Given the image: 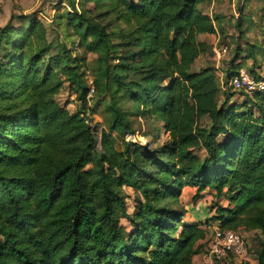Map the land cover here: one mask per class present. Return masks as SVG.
<instances>
[{"label":"trees","instance_id":"obj_1","mask_svg":"<svg viewBox=\"0 0 264 264\" xmlns=\"http://www.w3.org/2000/svg\"><path fill=\"white\" fill-rule=\"evenodd\" d=\"M210 1L68 0L73 10L56 16L98 55L92 88L96 97L109 95V128L130 130L125 97L131 112L162 123L169 139L151 150L131 143L118 150L103 132L98 154L83 113L54 98L61 72L85 104L84 59L66 47L48 56L47 30L33 14L11 15L0 26V264H192L206 250L199 242L207 232L183 221L186 186L225 198L211 219L222 230L258 231L252 252L264 264V92H239L242 101L226 92L219 101L215 68L191 70L211 48L199 36L215 33L219 20L200 8ZM248 3L236 21L239 37ZM103 13L121 20L119 42L98 20ZM256 43L244 55L239 48L226 78L249 59L258 67L264 47ZM124 187L139 195L132 213Z\"/></svg>","mask_w":264,"mask_h":264},{"label":"rangeland","instance_id":"obj_2","mask_svg":"<svg viewBox=\"0 0 264 264\" xmlns=\"http://www.w3.org/2000/svg\"><path fill=\"white\" fill-rule=\"evenodd\" d=\"M248 1L251 11L245 10L247 11L248 23L246 26L248 28L246 29V33H242V37H239V30L236 27V21L239 18H236V15L240 13V0H211L210 2L200 6L201 10L211 15L210 13L216 10L215 7L218 3L221 6L224 5V8L227 9L228 13V18L226 17L223 32H221L222 36L219 37L218 40L215 39L213 44H211L209 41L206 42L205 40V42L211 46L210 51L198 57L196 59L197 61L195 60L196 62L194 63V66L192 65L193 67L191 68L192 71H199L202 69L200 62L213 67V58L217 60L214 49H218L221 46H227L228 51L226 56H229V58H224V56H222L220 61H217L216 64L219 66V68L215 67L216 78L219 87L217 94L219 101L222 100L226 92L233 93V95H235L234 98H236L238 101L245 100L244 94L233 91L228 87L229 79L226 78V76L231 69L230 60L235 56L236 53L239 55V48H242L243 53L245 48L248 46V42L252 43L256 41L257 45L264 47V36L261 27V25L263 26V19L261 17L264 14V0ZM233 3H235L236 7L234 11L231 9ZM89 6L91 7L92 5L89 4ZM75 7L76 10H79L77 2ZM71 10L73 9L68 6V0H0V26H3L9 20L11 15L16 16L18 14H23L24 16H29L33 14L34 17H37V19H40L44 23L47 30L48 41L51 44L48 56L56 55L60 53V49L62 47H66L67 49L71 50V54L74 58L84 59L85 67L82 70L85 73L84 80L86 81L89 88H91L93 87V72L97 68L95 60L97 59L98 55L96 53L86 51L84 48L80 47L78 36L72 35V32L70 31L71 29L65 32V30L62 28L63 24H57L60 19H56V16ZM98 20L101 22V24L107 26V30L112 34L111 38L113 41L115 43L119 42L118 40L120 39L114 36L115 32H117L120 28H123L121 20L116 18L112 13H103L102 16L98 17ZM14 23L16 25L19 24V22L17 23L16 21ZM113 50V58L111 59V62L116 64L118 63L117 56H119L120 52L122 51V47L117 46ZM257 53L256 60L258 62V67L256 68V66H253L252 61L249 59L247 62L243 63L244 68L253 70L256 68V71H259L260 68L264 67V58L262 57V52L258 51ZM221 62H224V65H221ZM59 76L61 79H63V83L58 89V92L55 94V101L61 107H65L70 112L80 110L83 113V116H85L87 122L92 126L93 132L97 138L96 151L98 154L103 153L101 147V135L103 132H106L110 136L118 150L123 149L124 143L135 144L136 146H141L147 150H151L155 149L159 145L164 144L169 139V134L163 131L161 122H157L151 117L145 118L141 114H135L131 112L130 110H133L132 103L128 101L127 97L122 98L120 101V106L123 111H129L131 114L127 117L130 123V130L125 132L124 135H120L119 132L112 131L109 128L110 113L107 108L109 95L105 94L102 97H96L94 93L91 94L89 90L84 104L77 93L74 92L72 87L65 80L66 78L61 72H59ZM203 122L205 123V120H203ZM196 153L199 156H203L202 150L197 149ZM124 194L127 211L132 213L134 212L136 200L139 195L128 187H124ZM179 200L180 202L186 204L185 208L189 210L188 215H197L199 213V216L201 217L204 213L205 215H210V213L213 212V206L216 203L218 205H228V201L225 198L217 197L209 190L202 192V194H197L194 188L185 187L182 189ZM211 218L207 217L205 219L202 217L201 219H205L204 223L208 224V221L212 220ZM121 224L125 225L126 227H130L125 218L121 219ZM242 231L244 232L248 242V260L254 262V252L252 251L255 250L257 240L261 237V234L255 230L248 231L242 229Z\"/></svg>","mask_w":264,"mask_h":264},{"label":"built area","instance_id":"obj_3","mask_svg":"<svg viewBox=\"0 0 264 264\" xmlns=\"http://www.w3.org/2000/svg\"><path fill=\"white\" fill-rule=\"evenodd\" d=\"M227 46L214 49L216 59L219 62L222 56L227 54ZM219 68V66H217ZM228 87L236 92L252 94L264 92V80L257 78L247 68L240 67L228 80ZM93 93V88H90ZM201 228L209 233L206 241L205 253L210 259L204 264H229L233 261L236 264L250 262L248 260V242L242 230H222L218 225L203 223Z\"/></svg>","mask_w":264,"mask_h":264},{"label":"crops","instance_id":"obj_4","mask_svg":"<svg viewBox=\"0 0 264 264\" xmlns=\"http://www.w3.org/2000/svg\"><path fill=\"white\" fill-rule=\"evenodd\" d=\"M245 1L246 0H240V4H239V11L242 9V7L244 6V4H245ZM232 7V8H231ZM231 7H229V8H231L232 9V11H234L235 9H236V7H235V3H233V5L231 6ZM216 10H217V12H216V10L213 12H211L210 14V16H214V14H215V16H218V18H219V20H218V23L216 24V27H215V33H212V34H210V33H205V34H201L200 36H199V39L201 40V41H205L206 40V42H211V44H213L214 43V41H215V39L216 40H218L219 39V37H221L222 35H221V32H223V27H224V25H225V21H226V17L228 18V13H227V9H225L224 8V5L223 6H221V5H219L218 3L216 4ZM239 16H240V13L238 14ZM238 15H236V18L237 17H239ZM229 26V25H228ZM210 39V40H209ZM226 56V55H225ZM224 58H229V56H226V57H224ZM197 61V60H196ZM195 61V62H196ZM240 61V59L237 61V62H239ZM194 62V63H195ZM217 60H215V58H213V67L215 68V67H217ZM200 65H201V67L202 68H205V67H207V66H211V65H206V64H203V63H201L200 62ZM221 65H224V62H221ZM193 66H194V64H193ZM192 66V67H193ZM220 72V71H219ZM219 72H217V73H219ZM261 72H262V74H264V67L262 68V70H261ZM234 99V97H232L231 98V101ZM185 188H194V187H190V186H186ZM195 189V188H194ZM196 190V189H195ZM202 192H204V191H202ZM202 192H200L199 194H202ZM197 193V192H196ZM183 203V202H182ZM184 204V206H186V204L185 203H183ZM223 206H227L226 204L225 205H223ZM188 207V206H187ZM188 213H189V210H187V208H186V213L184 214V216H183V221L186 223V224H195V225H198V226H202V223H204V220L208 217H210L211 218V216H212V213H210V215H208V214H206L205 215V213L202 215V217L203 218H205V219H201L202 217L201 216H199V213L196 215V214H193V215H188ZM208 215V216H207ZM207 222V221H206ZM208 224H210V225H213V226H215V225H218L219 226V224H218V222H217V220H209L208 221ZM208 237H209V233L207 232V236H206V238L204 239V240H201L200 242H199V244H205V246H206V241H207V239H208ZM210 261V259L208 258V256H207V254L204 252V251H201L200 253H198V254H196L194 257H193V259H192V264H204L205 262H209ZM252 264H257L256 263V260H255V258H254V262H251Z\"/></svg>","mask_w":264,"mask_h":264}]
</instances>
